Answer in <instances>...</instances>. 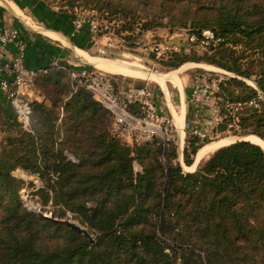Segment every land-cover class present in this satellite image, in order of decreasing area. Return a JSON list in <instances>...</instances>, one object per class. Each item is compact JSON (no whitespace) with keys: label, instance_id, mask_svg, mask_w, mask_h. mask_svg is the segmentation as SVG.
Returning <instances> with one entry per match:
<instances>
[{"label":"trees","instance_id":"trees-1","mask_svg":"<svg viewBox=\"0 0 264 264\" xmlns=\"http://www.w3.org/2000/svg\"><path fill=\"white\" fill-rule=\"evenodd\" d=\"M116 1L110 0L107 7L117 5ZM119 1L142 7L154 23L167 18L185 25L191 20L200 38L203 29L214 32L217 45L213 53L175 54L168 66L203 61L240 76L253 75L242 64L244 54L224 45L229 40L253 43L254 36L264 31V0ZM111 11L126 12L120 7ZM150 21L143 22L136 36L154 25ZM58 70L48 67L36 85L44 79L71 77ZM107 74L120 86L118 75ZM257 75L264 94V62ZM220 86L222 130L234 120L233 106L242 103L243 110L236 114L241 127L238 134L264 138V99L258 89L235 77ZM233 87L240 91L235 93ZM63 99H52L50 106L32 101L29 127L16 123L15 131L0 143V264H264L261 145L237 141L216 150L196 171L185 172L177 162L174 143L154 138L136 146L143 167L136 174L132 156L136 150L112 134L111 114L82 86L74 89L72 84L64 99L62 120L69 124V136L60 139L57 105ZM130 108L139 110L136 105ZM105 116L111 118L110 131L107 124L102 125ZM187 135L184 160L192 165L204 143L196 135ZM64 142L78 143L74 147L79 162L68 158ZM19 167L38 173L46 183V199L64 207L63 215L66 210L77 213L99 234L97 242L62 221L39 218L28 211L18 196L21 179L12 174ZM76 178L83 189L74 190ZM82 190L83 196H91L92 205L73 201ZM47 240L57 247H46Z\"/></svg>","mask_w":264,"mask_h":264},{"label":"rangeland","instance_id":"rangeland-1","mask_svg":"<svg viewBox=\"0 0 264 264\" xmlns=\"http://www.w3.org/2000/svg\"><path fill=\"white\" fill-rule=\"evenodd\" d=\"M19 1L25 6V9L31 13L32 18L36 19V21L34 20L36 23L37 21L38 23L39 21H43L41 16L46 20L57 19L58 23L61 22L63 18L64 20L69 21L70 29L73 28L75 31L76 29L79 31H88L86 37L88 38L89 43L96 41V44L94 43L95 48L89 51L90 55L122 61L133 64L134 66H141L143 69H146V71L151 74L149 79L135 78L136 75H134V77H130L128 75H125L124 77L119 76L118 80L120 82V86L127 87L133 84L149 86L154 92L159 105L162 107V109H160L162 113L166 116H170L171 118H173V116L169 113L166 106L168 101L172 103L177 110L179 107L186 104L187 108H189L188 121L191 123V130H198L201 134H203L199 136L204 145L212 142L219 143L220 141H224L222 144L218 145L224 147L244 139L259 144L257 139H262L261 144L264 148V138L259 135L255 133H248L244 135L238 134L241 132V127L239 125V118L236 114L243 110L242 103H238L233 106L232 114L234 120L224 130L221 128L223 118L220 111V105L218 103V100L221 99L218 97V94H220L222 90L220 84L228 81L231 77L238 78L244 81L246 85H250L258 89L261 98L264 99V94H262L263 92L260 90L257 82V80L261 78V76H258L257 73L261 70V62H264V31L260 33V35L256 34L254 36L253 43L251 42L240 45L234 43L233 40H229L224 45L225 47L236 50L237 53L244 54L241 58L242 64L244 68H248L253 72V75L248 78L240 76L235 72L226 70L215 64L203 61L195 62L187 60L177 68H172L167 65L168 62L174 60L175 54L191 56L194 53L204 54L208 51L211 54L214 52L212 48L217 45L214 40V32L210 29H203L201 32L202 36L200 38L197 34L199 28L193 26L191 20H188L185 25L171 23L167 18L162 20L158 19L154 23V19H152V17L148 15V12L143 10L142 7L132 3H129V5L127 3H121L119 0L116 1L117 5H114L112 8H109L106 5V3L110 2V0ZM116 7H120V11L125 10L126 12L124 14H120L119 12L114 14L111 10L116 9ZM69 17H71V19H69ZM78 21L82 22V26L80 28H78ZM146 21H150L151 23H154V25H149L141 35L136 36L142 28L143 22ZM160 22L162 23L161 25H159ZM91 24H95L99 28L107 27L108 29L104 32L106 34L95 35V33L91 30ZM123 24H125L126 28L123 27ZM80 64L84 67L94 68L88 65V63ZM104 72L107 73L108 71ZM154 73L162 75L168 79L165 81L164 92H162L160 86L154 80V78H158V76ZM199 77L204 78V80H199ZM71 82L75 89L77 83L69 75L67 77L64 76L54 80L44 79L35 85L34 90L37 89L40 96L43 97L42 100L46 99L48 101L46 103L47 106H50L53 102L52 99L58 100V98L60 99L61 97L64 99L67 98V95H69V92L71 91ZM209 86L212 90L217 88L216 93H214L215 96L212 95L211 99L209 96V98H207V96H203L204 90H208ZM232 89H235V93L240 91V89H236L234 87ZM193 92L202 94V96L200 95V98L204 100V103L195 102V100H193ZM208 94L209 93H207V95ZM64 99L57 105V110L60 114V118L58 120V125L61 129L60 139H63V136L64 138L69 136V124L63 123L64 120H62V105L64 103ZM252 103L253 102H250L249 104ZM216 115H218L217 120L214 118ZM106 124L108 131H110V117L105 116L102 125ZM186 128L188 129L186 130ZM10 129H8V131H15V128L12 130ZM176 130L175 140H172L171 142L174 143V147L178 155L177 162L181 164L185 172L196 171L215 151L210 154L208 153L213 151L218 146L206 151V153H204L201 157H198L199 154L197 156V152L194 157L193 164L186 165L184 160V150L187 145V134H189L188 131L190 130V127H186V125L184 127L183 124L181 129L176 128ZM4 136H0V143L3 142L2 138H4ZM126 143L136 150L132 152V156L134 157L133 168L136 174L141 173L143 171V167L137 158L136 146H139L142 143L138 144L131 141ZM77 144L78 143L67 144L64 142V146L67 148L66 154L68 158L79 162L78 157L76 156L77 148L74 147ZM164 159L165 157L162 156L161 161L164 162ZM12 174L21 179L18 196L28 211L43 219L62 221L64 223L66 220L72 221L88 230L92 236L91 242H97L99 234L85 224L77 213L66 210L63 215L61 212L65 210L64 207L54 206L52 199H46L43 193L46 183L38 173H30L19 167L13 170ZM76 182H78V184H74V190L84 188V185L79 183L78 178H76ZM82 193L83 190L81 193L77 192V194L74 195L73 201H85L86 205H92V199H90L91 196H83ZM44 215L46 217H43ZM58 237L60 236H57V238ZM54 244L55 243L51 240H47L45 242L46 247L49 249L57 247V245L55 246ZM166 249L169 251L167 247Z\"/></svg>","mask_w":264,"mask_h":264},{"label":"built area","instance_id":"built-area-1","mask_svg":"<svg viewBox=\"0 0 264 264\" xmlns=\"http://www.w3.org/2000/svg\"><path fill=\"white\" fill-rule=\"evenodd\" d=\"M2 17L0 16V22L5 21ZM81 26L82 22H79L78 28ZM107 29L91 24V30L95 35L106 34L104 32ZM29 41L28 36L6 21L0 28V91L12 102L17 117L25 128L30 125L31 115L28 96L34 90L38 77L48 72V68L33 69L26 65L25 55ZM10 45L14 47V54L9 57ZM56 67L69 72L77 83L76 86L88 90L94 99L109 111L113 118L111 130L114 136L138 144L154 138L160 139L164 144L175 140L177 126L173 118L162 113L157 98L149 86L117 87L106 72L81 64H75L74 67L57 64ZM201 79L204 80L199 77V80ZM216 90L217 88L212 90L209 86L208 90H204L203 96L211 99L212 95L215 96ZM192 95L195 102L204 103L200 98L202 94L193 92ZM132 105H136L139 110H132L130 108ZM217 116L214 117L216 120ZM185 125L190 127L189 134L198 137L203 135L198 130H191L190 121H185L184 127Z\"/></svg>","mask_w":264,"mask_h":264},{"label":"crops","instance_id":"crops-1","mask_svg":"<svg viewBox=\"0 0 264 264\" xmlns=\"http://www.w3.org/2000/svg\"><path fill=\"white\" fill-rule=\"evenodd\" d=\"M0 16H3L5 21L10 23V25L18 28L23 35L28 36L30 43L26 50L25 61L26 65L30 68L40 69L50 66L56 67L54 64L74 67L75 64L88 63V65L94 68L108 71L107 73L121 77L125 75L134 77V75H136L135 78L149 79L151 75L141 66H134L126 62L90 55L89 51L95 48L94 43L96 44V41L89 43L86 37L88 34L87 32L77 29L75 31L73 28V30L70 29V24H67L68 22L63 18L59 23L57 19L48 20L49 24L45 21H39V23L37 21L36 23L34 22L36 19L32 18L31 13L25 9V6H22L16 0H0ZM1 21L0 28L5 22L3 20ZM78 45L84 47L82 48ZM9 51L10 54L8 56L10 57L14 54V47L12 45L9 46ZM156 75L158 78H154V80L160 86L162 92H164L165 81L168 79L162 75ZM42 99L43 97L40 96L37 89L31 91L28 96L30 102L35 100L45 104L48 102L46 99ZM166 104L169 113L173 116L175 125L178 129H181L184 122L188 120L189 108H187L185 104L177 110L169 101ZM159 108L162 109L160 105ZM17 118V113L12 102L0 91V136H4L8 132H11L8 131V129L11 128L10 130H12L16 123L22 125ZM123 141L128 142L127 139H123ZM214 143L215 142L203 145V147L199 149L197 156L200 150ZM219 147L221 146H218L208 154L213 153Z\"/></svg>","mask_w":264,"mask_h":264},{"label":"water","instance_id":"water-1","mask_svg":"<svg viewBox=\"0 0 264 264\" xmlns=\"http://www.w3.org/2000/svg\"><path fill=\"white\" fill-rule=\"evenodd\" d=\"M245 140V139H244ZM241 141V140H240ZM43 217H46L45 215ZM65 224L70 227L71 229L77 231V232H80L82 233L84 236H86L87 238H89L90 240H92V236L90 235V233L88 232L87 229L85 228H82L81 226L75 224L74 222L72 221H69V220H66L65 221Z\"/></svg>","mask_w":264,"mask_h":264},{"label":"bare ground","instance_id":"bare-ground-1","mask_svg":"<svg viewBox=\"0 0 264 264\" xmlns=\"http://www.w3.org/2000/svg\"><path fill=\"white\" fill-rule=\"evenodd\" d=\"M261 140H262V139H257V141L259 142V144L262 143ZM223 142H224V141H220L219 143H214V144H212V145H209V146L205 147L204 149H202V150L199 152V156H198V157L203 156L204 153H206V151H208V150H210V149H213V148L217 147L218 145L222 144ZM261 146H262V144H261Z\"/></svg>","mask_w":264,"mask_h":264}]
</instances>
